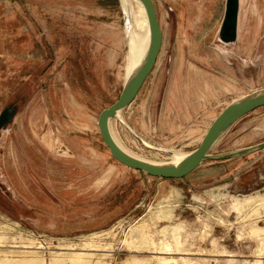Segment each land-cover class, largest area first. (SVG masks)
I'll return each mask as SVG.
<instances>
[{"label": "rangeland", "instance_id": "obj_1", "mask_svg": "<svg viewBox=\"0 0 264 264\" xmlns=\"http://www.w3.org/2000/svg\"><path fill=\"white\" fill-rule=\"evenodd\" d=\"M154 2L162 49L113 127L133 153L168 163L264 88V0H242L236 46L218 40L226 0ZM131 19L121 0H0V112L19 104L0 139V261L264 264V148L168 179L103 142L98 116L123 88ZM263 141L264 106L210 153Z\"/></svg>", "mask_w": 264, "mask_h": 264}, {"label": "water", "instance_id": "obj_2", "mask_svg": "<svg viewBox=\"0 0 264 264\" xmlns=\"http://www.w3.org/2000/svg\"><path fill=\"white\" fill-rule=\"evenodd\" d=\"M145 7L150 29V41L145 58L141 66L126 79L119 97L108 107L104 108L98 116V127L101 138L108 147L111 155L122 164L147 173L150 176L161 178H182L195 170L204 161H223L253 153L264 148V141L255 145L236 149L229 152L212 154L213 145L221 138L239 119L250 112L264 106V88L255 90L227 105L213 120L203 136L199 146L191 151L179 163H151L139 159L124 151L113 138L109 128V118L114 117L119 110L129 106L138 96L145 81L153 71L163 45V29L160 24L154 0H141ZM242 0H226L225 12L218 40L224 46H236L239 38V17ZM19 112V104H7L0 112V139L2 131L6 130L15 121ZM5 190L7 186L1 181ZM10 194V193H9Z\"/></svg>", "mask_w": 264, "mask_h": 264}, {"label": "bare ground", "instance_id": "obj_3", "mask_svg": "<svg viewBox=\"0 0 264 264\" xmlns=\"http://www.w3.org/2000/svg\"><path fill=\"white\" fill-rule=\"evenodd\" d=\"M122 6L125 10L129 11L131 10V37H130V43H129V50H128V71L126 74V79H128L132 73H134L142 64L145 55L147 53V49L149 46L150 41V29H149V23L147 19V14L145 11V7L141 0H121ZM129 14V13H128ZM121 110L118 111V113L114 116L109 118V128L111 131V134L117 144L127 153L131 154L132 156H135L139 159L145 160L147 162L159 164L160 162H155L149 159H146L142 156H138L137 154L133 153L120 139L116 131L113 127V119L115 117H120ZM172 154V160L169 163L175 164L182 161L188 154L184 152H178V151H171ZM146 228V227H145ZM143 233V232H142ZM31 251V250H30ZM61 254V253H60ZM84 254L82 252H78L76 254H73L72 262L71 264H88V260L85 261ZM35 259V258H34ZM11 260V259H10ZM8 259H3L0 261V264H13ZM36 261V260H35ZM19 263V262H18ZM91 263V262H90ZM103 263V262H102ZM21 264V263H19ZM50 264H66L65 261H63L60 258H56L53 261H51Z\"/></svg>", "mask_w": 264, "mask_h": 264}]
</instances>
